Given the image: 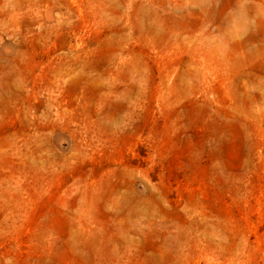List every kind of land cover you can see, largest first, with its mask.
Wrapping results in <instances>:
<instances>
[{"label": "rangeland", "instance_id": "obj_1", "mask_svg": "<svg viewBox=\"0 0 264 264\" xmlns=\"http://www.w3.org/2000/svg\"><path fill=\"white\" fill-rule=\"evenodd\" d=\"M7 8L0 88L10 77L15 105L47 109L49 125L96 113L111 130L74 176L50 165L71 132H40L33 180L0 159V264H176L200 250L187 264H264V0ZM23 119L6 120L0 154L23 149Z\"/></svg>", "mask_w": 264, "mask_h": 264}, {"label": "bare ground", "instance_id": "obj_2", "mask_svg": "<svg viewBox=\"0 0 264 264\" xmlns=\"http://www.w3.org/2000/svg\"><path fill=\"white\" fill-rule=\"evenodd\" d=\"M6 1H8L9 5L13 4L15 1L22 3V0H0V3L3 4ZM8 10L9 9L7 8L6 10L0 11V19L8 18L7 17ZM2 81H5L7 83L6 84L7 89L3 90L0 88V132H3V130L5 129L7 119H11L13 117H16L18 119L24 118L23 120H21V123L19 124L20 126L18 127V129H14L12 136L17 135V134H22L23 136H26L29 138L23 145V149L26 151L25 153L23 152L22 147H18L13 152L12 155L7 156L5 153L0 154V159L2 161L4 160L10 161L13 164V162L16 161L17 158H20L24 163L23 165H26L27 167L25 166L26 168H24L21 165L19 167V171H21L22 173H25L26 176H30L32 180H33V154L36 153V150L33 149V141L36 143L39 140L38 137L40 136L39 135L40 132H46V131H50L51 133L71 132L73 134H76L75 138H73L74 145L70 146L68 153L66 155H63L57 158L53 157L55 161H52L50 164L51 166H53V165H56V163H58L59 165L62 166L63 170L65 169L69 171L72 164L79 165L80 169L83 168V165L81 164L85 157L86 148L93 149V144L96 142L94 140L95 136H93L94 133L96 135V133L99 131L106 132V131L111 130L110 126L105 121L101 120V118H99V116L96 113L91 115L90 118H86L83 124L81 123L82 122L81 119L78 120L74 116L73 117L69 116V118L63 125H49L47 121L51 117V114L47 111V109L40 111L39 106L36 107V106L29 105L25 108L26 111L23 112L22 111L23 108L16 106L15 103L13 102L15 101L14 94L17 93V90H16L17 85L14 84V86H10L11 81H10V77L8 76H5L2 79ZM78 83L79 84L82 83V78L80 77L78 78ZM80 108L85 109V107L83 106L81 107L80 105L74 109L77 110ZM86 109L89 110V107H86ZM55 116L61 119L64 117V115L61 113ZM72 124H75V127H76L75 130L73 131L71 130ZM129 130L130 129H128V126L122 129L124 133H129ZM77 138L79 139V141L75 140ZM5 141L6 140L4 139L0 141V145L6 144ZM72 160H75V161L72 162ZM16 166L17 165L15 164L13 168L15 171H18ZM70 171L73 172L71 173V175L74 176L75 175L74 170H72L71 168ZM122 213L124 216L129 217V215L132 214V211L123 206ZM135 235H137V233ZM182 253H183L182 251L177 252L176 258L174 260L176 264H187V261L200 260L205 255L204 253H206V250H200L195 253L191 252L188 255H186L185 258L181 257V259H179V256H181ZM161 262H162L161 260H155L154 263L158 264Z\"/></svg>", "mask_w": 264, "mask_h": 264}]
</instances>
